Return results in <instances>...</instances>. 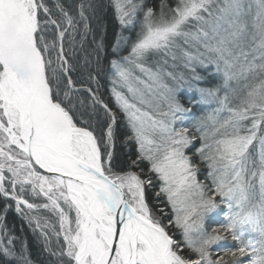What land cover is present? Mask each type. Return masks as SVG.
I'll list each match as a JSON object with an SVG mask.
<instances>
[{"label":"snow or ice","instance_id":"6c2138e0","mask_svg":"<svg viewBox=\"0 0 264 264\" xmlns=\"http://www.w3.org/2000/svg\"><path fill=\"white\" fill-rule=\"evenodd\" d=\"M10 211L47 264H264V0H0V264H33Z\"/></svg>","mask_w":264,"mask_h":264},{"label":"trees","instance_id":"16d2710c","mask_svg":"<svg viewBox=\"0 0 264 264\" xmlns=\"http://www.w3.org/2000/svg\"><path fill=\"white\" fill-rule=\"evenodd\" d=\"M108 0H104V4L107 5ZM101 20L106 29V37L108 40H111L113 32L116 28H119L118 23L115 21L113 12L110 8L105 7L101 13ZM105 88L102 89V94L105 99H108L107 92V81L103 82ZM188 94L182 98V102L187 104ZM198 109H203L204 111H209V106H198ZM192 134L191 132L189 133ZM198 141H195L194 144H198ZM187 154L191 155V148L186 150ZM5 223L7 225L8 231H10L15 237L14 245L17 249H20L23 245L27 246L28 254L30 259L33 261V264H47L48 256L47 253L42 251V242L38 239L37 235L33 233L32 229L28 226L27 222L22 220V218L17 215L14 211H10L7 214Z\"/></svg>","mask_w":264,"mask_h":264},{"label":"bare ground","instance_id":"6f19581e","mask_svg":"<svg viewBox=\"0 0 264 264\" xmlns=\"http://www.w3.org/2000/svg\"><path fill=\"white\" fill-rule=\"evenodd\" d=\"M118 31H119V28H116L115 31L113 32V35H112V37H111V40H114V38H115V34H116ZM186 123H187V121H186Z\"/></svg>","mask_w":264,"mask_h":264},{"label":"rangeland","instance_id":"374dc122","mask_svg":"<svg viewBox=\"0 0 264 264\" xmlns=\"http://www.w3.org/2000/svg\"><path fill=\"white\" fill-rule=\"evenodd\" d=\"M185 123H186V121H185ZM177 126H178V127L180 126V125H179V123H178V125H177ZM222 218H223V217H222V215H221V216L219 217V219H222Z\"/></svg>","mask_w":264,"mask_h":264}]
</instances>
